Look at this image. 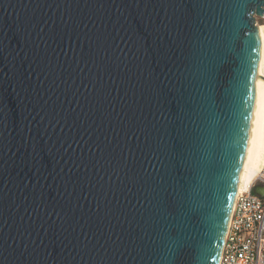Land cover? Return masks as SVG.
Listing matches in <instances>:
<instances>
[{"label":"water","instance_id":"95a60500","mask_svg":"<svg viewBox=\"0 0 264 264\" xmlns=\"http://www.w3.org/2000/svg\"><path fill=\"white\" fill-rule=\"evenodd\" d=\"M263 14L0 0V264H219Z\"/></svg>","mask_w":264,"mask_h":264},{"label":"built area","instance_id":"2783aa9c","mask_svg":"<svg viewBox=\"0 0 264 264\" xmlns=\"http://www.w3.org/2000/svg\"><path fill=\"white\" fill-rule=\"evenodd\" d=\"M256 188L264 189V170L235 198L219 264H264V195H256Z\"/></svg>","mask_w":264,"mask_h":264},{"label":"bare ground","instance_id":"6f19581e","mask_svg":"<svg viewBox=\"0 0 264 264\" xmlns=\"http://www.w3.org/2000/svg\"><path fill=\"white\" fill-rule=\"evenodd\" d=\"M261 42L249 137L236 196L250 188L264 170V23L257 25Z\"/></svg>","mask_w":264,"mask_h":264},{"label":"rangeland","instance_id":"374dc122","mask_svg":"<svg viewBox=\"0 0 264 264\" xmlns=\"http://www.w3.org/2000/svg\"><path fill=\"white\" fill-rule=\"evenodd\" d=\"M262 24H263V23H260V22H259V25H262Z\"/></svg>","mask_w":264,"mask_h":264}]
</instances>
